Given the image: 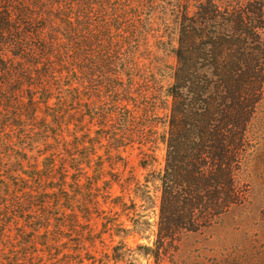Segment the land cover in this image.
I'll return each instance as SVG.
<instances>
[{
    "label": "trees",
    "instance_id": "trees-1",
    "mask_svg": "<svg viewBox=\"0 0 264 264\" xmlns=\"http://www.w3.org/2000/svg\"><path fill=\"white\" fill-rule=\"evenodd\" d=\"M163 1L0 0V130L20 125L18 120L26 117L36 120L37 139L23 140L49 147L44 166L31 175L40 181L36 193L31 182L0 184V234L8 223L24 218L33 237L52 235L55 219L63 212L50 197L58 188L47 186L48 179L59 172L62 176L54 180L65 189L67 173L74 172L72 181L80 185L101 140L108 143L107 152L118 150L133 135L143 136V113L155 117L161 109L167 110L162 138L167 151L157 175L158 231L153 246L137 245L140 255L163 264L168 246L182 231L209 225L237 202L245 138V15L222 10L215 0L200 1L195 12L190 0ZM165 5L182 9L173 13L180 34L175 67L145 56L154 15ZM258 27L253 26L260 35ZM233 39L239 42L237 55H217L218 46L226 50ZM163 66L171 69L172 78L165 106L157 105L155 88L135 89L134 82L123 79L137 71L152 81ZM146 103L149 108L142 106ZM90 125H97L95 136ZM220 125H231V135ZM65 126L68 142L59 138ZM0 142L1 149L10 141L0 133ZM5 157L13 159L0 154V174L6 172L1 165ZM21 161L17 157L13 163L19 170ZM24 191L29 198L20 197ZM79 197L73 199L75 214L83 194ZM129 207L134 229L149 223L142 221L135 200ZM118 251V246L112 248L111 259H120Z\"/></svg>",
    "mask_w": 264,
    "mask_h": 264
},
{
    "label": "rangeland",
    "instance_id": "rangeland-1",
    "mask_svg": "<svg viewBox=\"0 0 264 264\" xmlns=\"http://www.w3.org/2000/svg\"><path fill=\"white\" fill-rule=\"evenodd\" d=\"M170 1L178 3V0ZM200 1L207 0L189 1L191 12L198 9ZM215 1L222 10L243 12L247 23L243 45L245 138L242 166L237 173L240 197L209 225L196 231H182L168 246L163 264H264V0ZM158 2L164 3L163 0ZM181 2L184 4L187 0ZM179 10L169 5L158 8L154 15L153 34L149 37V51L145 55L147 58L176 66L175 49L179 46L180 34L173 13ZM254 25L259 26L260 35L255 33ZM238 47V40L233 39V46H227L226 50L218 46L221 51L217 50V55L234 57ZM161 70L164 77L159 75ZM161 70L152 81L137 71L133 77L124 76L123 79L134 82L135 89L155 88L152 92L159 98L157 105L165 106V90L172 78L170 68L163 66ZM250 80L255 82L254 85ZM153 81L159 84L155 85ZM219 99L220 92H217V111L220 108ZM150 105L146 103L142 106L149 108ZM157 113L155 117L143 113L140 119L146 126L143 136L137 139L138 133L133 135L118 150L107 152L105 147L108 143L101 140L97 155L89 157L90 165L85 168L80 185L76 186L72 181L74 172L67 173L65 189L63 185L59 186L60 181L54 180L55 176H62L59 172L52 176L53 179H48L47 186L58 188L50 197L55 198V204L61 205L63 212L55 219L53 234L33 237L24 218L8 223V229L0 234V264H155L154 258L140 255L141 251L136 247L138 244L153 246L158 231L160 183L157 175L165 166L167 148L162 138L167 131V110L161 109ZM26 118L18 120L20 125L7 126V131L0 130L3 139L10 141L2 145L0 154L13 158L5 157V161L1 162L6 172L0 174V184L29 186L27 181L28 184L31 182L36 193L40 181L32 179L31 175L44 166L43 156L49 147H43L42 143L25 142L29 138L37 139L39 126L38 121ZM90 126L91 136H95L97 125ZM220 127L227 136L231 135V125ZM63 131L59 138L68 142L66 126ZM101 146L104 148L101 149ZM17 157L22 160L20 170L13 165ZM96 177H99L98 182L91 187ZM81 194L82 202L76 205L75 214L72 209L77 201L74 203L73 199L80 200ZM29 196L28 191L20 195L21 198ZM144 198L146 201H143ZM132 200L136 201L137 210L143 215L142 221L149 222L137 229L130 221L134 214L129 207ZM114 246L119 247L118 254L121 256L118 255V260L111 259Z\"/></svg>",
    "mask_w": 264,
    "mask_h": 264
}]
</instances>
